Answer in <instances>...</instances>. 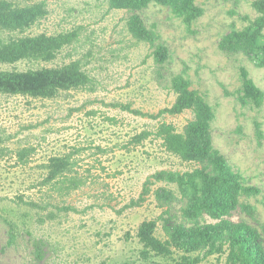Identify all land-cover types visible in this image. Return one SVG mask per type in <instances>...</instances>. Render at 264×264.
Segmentation results:
<instances>
[{"label":"rangeland","instance_id":"obj_1","mask_svg":"<svg viewBox=\"0 0 264 264\" xmlns=\"http://www.w3.org/2000/svg\"><path fill=\"white\" fill-rule=\"evenodd\" d=\"M252 1L197 0L202 15L187 26L155 4L134 12L111 10L105 0H36L45 4L43 18L24 32L1 34L7 40L76 33L52 61L0 63V73L78 62L90 83L49 99L0 94V264H180L185 257L202 258L203 251L185 253L175 247L169 257L147 254L137 237L143 222L154 221V236L169 240L164 220L181 222L184 207L175 185L155 183L140 206L132 205L154 173L199 167L167 152L154 136L163 123L182 134L193 119L191 111L150 118L120 108L150 116L171 108L176 94L170 84L177 75L189 80L213 110V148L240 173L245 186L260 190L256 197L240 198L254 208L252 213L239 208L226 219L256 229L264 248V100L260 107L240 101L241 69L264 93V68L219 47L231 31L245 29L258 17ZM132 15L155 31L154 48L167 50L163 63L155 61L154 48L129 32ZM257 123L262 139L256 135ZM143 132L150 135L135 143ZM57 157L69 164L60 192L43 185L49 160ZM160 188L176 196L169 216L155 199ZM30 201L46 207L30 208L25 205ZM228 254L223 245L197 264H227Z\"/></svg>","mask_w":264,"mask_h":264},{"label":"trees","instance_id":"obj_2","mask_svg":"<svg viewBox=\"0 0 264 264\" xmlns=\"http://www.w3.org/2000/svg\"><path fill=\"white\" fill-rule=\"evenodd\" d=\"M30 4L19 6L9 0H0V63L13 64L21 60L52 61L56 54L65 46L72 44L76 33L61 34L56 37L40 35L38 37L3 39L4 32H24L31 28L46 14L45 4L26 0ZM111 10L141 11L151 4L167 7L184 24L190 26L202 15L197 0H105ZM251 8L258 17L243 30H233L224 37L219 45L223 51L243 54L259 68H264V0H254ZM128 30L138 41L148 43L154 48L157 35L154 30L147 29L136 15L128 20ZM154 59L163 63L167 59V50L158 46L154 48ZM242 87L240 101L250 102L260 107L264 93L248 78L245 69H241ZM90 79L80 68L78 62H72L53 69L29 70L23 73H0V94L23 95L33 98H53L59 91L83 89ZM171 89L176 94V100L171 108L159 111L157 116L142 114L130 110L128 106H120L124 111L144 117H162L164 115H179L191 111L193 119L187 123L182 134L177 133L170 124H161L154 136L162 141L164 149L179 157L182 161L197 164L199 167L190 172L158 171L143 185L140 198L132 202L140 206L145 197L150 194V187L155 183L175 185L184 207L181 209L182 221L174 225L164 220L169 240L161 242L154 236L156 224L154 221L143 222L137 233L144 253H153L160 257H169L171 247L185 253L201 252L200 258L185 257L180 264H197L203 258L219 252L223 245L228 247L227 264H264V248L259 232L244 222H231L230 217L237 209L252 213L254 208L240 203L241 197H256L260 194L257 188L243 184L242 176L228 164L226 159L213 148L210 134V124L214 118L212 108L203 96L191 89V83L182 75L171 79ZM87 88V87H86ZM150 134L143 132L134 137L135 143H140ZM256 135L262 139L260 125L256 124ZM23 158V154L20 155ZM64 157L52 158L48 164V174L43 185L57 192L64 190V171L68 168ZM71 183V181H70ZM156 201L165 207V214L170 215L172 203L176 196L165 188L154 192ZM264 197V194H263ZM30 208L44 210L42 205L33 201L25 202ZM64 210V208L62 209ZM209 218L213 223H206ZM147 253V254H148ZM146 254V255H147Z\"/></svg>","mask_w":264,"mask_h":264}]
</instances>
